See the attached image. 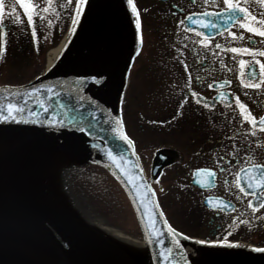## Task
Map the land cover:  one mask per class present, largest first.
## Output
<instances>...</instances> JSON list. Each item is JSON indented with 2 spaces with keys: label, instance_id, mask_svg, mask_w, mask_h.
I'll use <instances>...</instances> for the list:
<instances>
[{
  "label": "water",
  "instance_id": "95a60500",
  "mask_svg": "<svg viewBox=\"0 0 264 264\" xmlns=\"http://www.w3.org/2000/svg\"><path fill=\"white\" fill-rule=\"evenodd\" d=\"M81 12L64 51L48 71L22 85L0 86L8 89L0 92V104L24 107L17 119L27 121H0V264H264V252L253 251L256 247H225L208 239L198 244L175 229V235L169 234L171 226L150 180L173 162L174 152L156 153L149 179L134 145L120 138L125 129L119 97L141 49L135 17L127 0H87ZM34 88L41 91L24 95ZM195 98L209 106L214 103L200 95ZM87 165L106 171L124 193L144 253L104 235L73 206L63 174L72 166ZM250 170L241 172L239 184L251 193L254 188L248 189L246 180ZM213 178L197 170L193 183L208 179L212 187ZM221 201L232 207L219 198L205 203L213 209L227 208ZM251 201L260 202L255 196Z\"/></svg>",
  "mask_w": 264,
  "mask_h": 264
},
{
  "label": "rangeland",
  "instance_id": "374dc122",
  "mask_svg": "<svg viewBox=\"0 0 264 264\" xmlns=\"http://www.w3.org/2000/svg\"><path fill=\"white\" fill-rule=\"evenodd\" d=\"M30 2L35 4L36 0H23L24 4ZM62 4L65 6L61 7ZM41 6H46V0ZM51 8L55 11L43 13V20L34 16L33 25L30 26L21 0L3 3V11H8L12 16L16 33L8 53L0 61V84L25 83L41 73L45 68L46 52L57 46L60 37L71 31L75 0L72 4H68L67 0H53ZM16 17H19V21ZM33 26L38 30L35 41L31 36ZM179 39L172 35L167 37L163 28L157 33L149 32L144 37V50L130 71L122 106L123 116L128 134L135 140L146 169L150 167L153 153L159 149L176 150L181 155L184 163L177 166L178 169L186 165L192 168L210 162L213 145L217 146L218 154L227 155L235 145L257 147L260 138V133L256 131L255 135L251 134L253 131L249 132L247 138H242L243 134L232 136L239 128L247 130V124L242 125L236 115L233 124L222 121L215 123L199 117L191 104L177 107L178 92L186 85L178 76V67L172 65L173 56L181 53ZM236 80L239 83V79ZM261 112V109H253L252 116L256 117ZM217 114L220 115L219 112ZM195 118L200 119V124L195 123ZM210 139L214 140L213 143L209 142ZM92 170L95 171L92 176L98 175V181L84 177L92 172L90 169L74 175L76 177L70 184L65 177L69 199L75 207L82 208L85 216L97 219L120 234H131L136 230L134 219L116 186L101 171ZM162 180L164 184L158 183L161 186L158 191L160 202L169 222L180 232L200 240L209 238L212 241H239L264 246V239L256 237L260 227L252 225L259 220L260 213L255 217L246 216L245 219L251 223L247 226L241 224L242 231L226 228L222 237L221 232L211 236L214 229L209 227L208 212L184 195L185 191L181 188L184 178L176 177L167 170ZM228 231L231 235H228Z\"/></svg>",
  "mask_w": 264,
  "mask_h": 264
},
{
  "label": "flooded vegetation",
  "instance_id": "af4514ba",
  "mask_svg": "<svg viewBox=\"0 0 264 264\" xmlns=\"http://www.w3.org/2000/svg\"><path fill=\"white\" fill-rule=\"evenodd\" d=\"M135 5L140 13L143 38L149 32L157 33L161 28L165 30L167 37L169 35L174 36L175 39L180 37L181 53L173 56L172 65L175 64L178 67V76L187 86L183 85V89L180 90L177 107L181 104H187V106L191 104L199 117L206 121L213 120L215 123L222 121L223 123L233 124L234 116L236 115L242 125L245 123L249 124V121H244V117L240 114V109L235 103L237 97L241 103L246 105L251 115L253 109L264 110V84H261L260 88H252L244 87L241 83L242 80L245 84L259 83L261 79H264L261 76L259 65L255 63L256 60L264 63V57L227 51V49L233 47L248 48L254 52L264 51V43H262L264 37L248 32L240 28L238 22L229 20V14L222 8V0H216L215 3L210 4H205L204 0H195V3L193 0H135ZM241 6L248 8L253 15L257 16L258 20L264 19V15H261L264 13V5L259 0H241ZM205 12L212 14L205 16L202 14ZM217 12H221V15H216ZM189 16L192 17V20L187 19ZM0 17L3 18L0 28L7 33L4 57L13 39L15 25L9 15H7V12L0 10ZM193 20L214 24L216 27L202 28L199 23H193ZM253 26L259 27L255 23ZM193 28L208 37V41H206L207 47L199 43L203 37L190 32V29L193 30ZM185 29H189V31H185ZM217 29L223 30L214 31ZM229 30L236 33L238 37H243V39H233L229 35ZM216 44H220L221 48L217 49L215 47ZM241 60L245 61L246 65L243 69H241L239 63ZM184 65L188 66L187 72L184 71ZM242 71L245 73L243 76L241 75ZM249 73L252 74L251 77H249ZM236 79H239V83H237ZM226 81L230 83L222 90L213 88L214 83ZM222 91L230 96L231 103L225 105L216 102L209 108L197 103L191 94V92H196L207 99H215L219 92ZM218 112L220 115L217 114ZM247 130L239 128L232 136H242L243 134L242 138H247L250 132V130L248 132ZM213 141V139L209 140L210 143H213ZM261 147L262 140L259 138L257 147L251 148L245 144L238 147L235 145L233 151L225 155L218 154L216 151L217 146L213 145L210 150V153H212L210 162L207 165L192 168L186 165L178 169L177 166L184 163L182 157L179 156V161L165 169L161 175L153 180V183L160 182L164 184L162 182L163 175H165L167 170H170V174L184 178L181 183V188L185 191L184 195L208 212L209 227L214 229V233L211 236L219 235L218 233L229 228V225H232L229 229L242 231L239 220H237V224H239V227H237V224H232L233 219L237 217L245 219L246 216L255 217L258 213L261 214L258 217H264V208L253 213L252 209L248 207L251 197L241 193L236 183L238 174L242 169L254 164H264V160H261ZM202 154L205 155L206 153L203 152ZM221 157L223 159H220ZM198 168H207L214 171L215 185L213 188L205 190L192 184L193 172ZM209 196L220 197L231 202L233 209L230 212H217L205 208L203 201ZM240 213H244V215L240 216ZM252 225H254L253 227H260L256 237H260L261 240L264 239V220L259 219Z\"/></svg>",
  "mask_w": 264,
  "mask_h": 264
},
{
  "label": "snow or ice",
  "instance_id": "6c2138e0",
  "mask_svg": "<svg viewBox=\"0 0 264 264\" xmlns=\"http://www.w3.org/2000/svg\"><path fill=\"white\" fill-rule=\"evenodd\" d=\"M53 0H46V6H41L42 4H44V0H36V3H28V4H24L23 0H21V6L24 8L25 13L27 14V20H28V24L30 26L33 25L34 22V16L38 19V20H43L44 16L43 13H47L50 10L51 11H55V9L51 8ZM193 2L195 3V0H193ZM216 0H204L205 4H210V3H215ZM259 2L264 5V0H259ZM68 4H72L73 0H67ZM87 3V0H75V18H72V24L76 25L79 23V20L77 19L78 17L81 16L82 12V7ZM127 3L129 4V6L131 7V12L133 13L135 20H134V24H135V30H136V36L137 39L141 42V45L143 44V33H142V24H141V20H140V13L139 10L137 9V7L134 4V0H127ZM61 7H64L65 5H60ZM222 8L224 9V11H226L229 15H228V19L229 20H233L234 22H238L239 23V27L242 29H245L248 32L254 33L255 35L264 37V19H257L256 15H253L248 8L241 6V0H222ZM0 10H3V0H0ZM13 12H15V9L12 10ZM147 11V10H145ZM203 15L207 16V15H211L212 13H202ZM195 15V14H194ZM216 15H221V12H217ZM261 15H264V13H262ZM11 18V17H9ZM187 19L192 20V17L189 16L187 17ZM16 20L19 21V17H16ZM193 23H199L200 27L202 28H208V27H216L214 24H210V23H205L204 21H196L193 20ZM0 23H3V18L0 17ZM181 23H183V21H181ZM258 24L259 27L253 26V24ZM49 24H51V21H49ZM185 31H189V29H185ZM37 28L35 26H33L32 28V32H31V36L33 38V40L35 41L37 39ZM197 36L199 37H203L202 40L199 41V43H201L202 45H204L205 47H207V43L206 41H208V37L204 36L203 33L201 32H197L196 33ZM229 35L233 37V39H243V37H238L236 33H233L229 30ZM262 43H264V41H262ZM6 44H7V33H5L3 31L2 28H0V58L3 57V55L6 52ZM215 47L217 49L221 48L220 44H216ZM227 51H230L232 53H245V54H249L252 56H261L264 57V51H259V52H254L251 51L248 48H230L227 49ZM181 63H183V61H181ZM240 67L241 69H243L246 65H245V61L241 60L240 62ZM256 64L259 65L260 67V73L261 76L264 77V63H261L259 60L255 61ZM188 70V66L184 65V71L187 72ZM241 75H245V73L242 71ZM249 77H251V73L248 74ZM225 83H230L228 81H226ZM241 83L243 84L244 87H252V88H260L261 84H264V79H261L259 83H248L245 84L244 81L242 80ZM187 86V85H186ZM224 85H221V87H223ZM209 87H211V85H209ZM8 89L7 87L0 89V92H7ZM41 90L39 88H34L32 92L30 93H24V95H35L37 93H39ZM48 92H51L52 89L49 88L47 89ZM13 95H18V93H13ZM198 94L193 93V96L196 97ZM223 96V94H221ZM197 103H200V100L197 98ZM25 103H27L25 101ZM235 103L236 105L239 107L240 109V114L244 117V121H250L252 124L253 128H257L259 127L260 130L262 132H264V117H260L259 120H257L255 117H253L251 115L250 112H248L247 114L246 111V106L241 103V101L239 100V98L237 97L235 99ZM40 107L44 109L45 112L48 111L47 107L45 106L44 102L41 101L40 102ZM180 107H183V104L180 105ZM205 108H208L209 105L207 103L204 104ZM25 111L24 107L19 106V104L17 103H12L9 102L6 105L4 104H0V121L2 122H7L9 120L15 121L17 123L20 122H24L27 123V121H21L19 119H17V114L23 113ZM30 115H37V113L34 112H30ZM117 124L122 127V122L117 121ZM118 130V129H117ZM81 131H83V129H81ZM252 135H255V132L253 131L251 133ZM120 138L125 141L128 145H133V141L131 139H129V137L123 132L120 131ZM109 157L113 160L114 163H116V158L112 157L111 153L108 154ZM122 159V158H121ZM220 159H223V157H221ZM117 167H122L121 164L117 163ZM198 171H204L206 172V174L209 177H212L215 175L214 172L210 171V170H198ZM242 171H246L244 169H242ZM259 173V175H256V173ZM239 177H237V187L239 188L240 192L243 193L244 195H252L255 196L257 198V200H259L260 202L257 205H254L252 201L248 202V207L252 209L253 213L259 211L261 208H264V165H260V164H256L252 166V170L249 171V176H248V181H247V187L248 189H253L254 191L247 192L245 190V188L240 187L239 184ZM130 182H133L131 180V178H129ZM211 203V200L209 201ZM220 206L224 207L225 205L223 204V202H220ZM244 213H240V216H243ZM259 219L264 220V217H260ZM237 220H239V224L242 225H250L251 221L247 220V219H240V217H237L236 219H233L232 224H237ZM151 223V221H150ZM239 224H237V227H239ZM232 225H229V228H231ZM168 232L170 235H175V230L172 229L171 227H169ZM228 235H231V232L228 231ZM184 239H188L187 236L184 237ZM161 243H163L161 241ZM177 245H179V241H176ZM196 243L198 244H203L205 243V241L203 240H197ZM221 246H225V247H238V244H234L228 241H224ZM253 251L256 252H264V248H253ZM169 254L171 253L172 249L169 248L166 250ZM161 256L163 257V259L165 261H167L169 259L168 255H165L164 253H161Z\"/></svg>",
  "mask_w": 264,
  "mask_h": 264
},
{
  "label": "bare ground",
  "instance_id": "6f19581e",
  "mask_svg": "<svg viewBox=\"0 0 264 264\" xmlns=\"http://www.w3.org/2000/svg\"><path fill=\"white\" fill-rule=\"evenodd\" d=\"M67 41H68V37H67V34H65L61 38V40L59 41V43L57 44L56 47H53L46 52L45 68H49L54 63V61L57 59L58 55L62 54V49L66 45ZM119 98L121 99L122 97H119ZM62 184H63V187H65L63 179H62ZM77 205H78V203H77ZM81 209H80V211L84 212ZM87 218L90 221L89 224L94 226L98 230H100L104 235L110 237L113 240L119 241L120 243L123 244V246L130 247V248L136 250V252H138L140 254L145 252L144 243L142 241H137L135 239H132V237L127 236L128 234H125V235H124V233L120 234V233L116 232L115 230L106 227L104 224H101L97 219L90 218V216H88Z\"/></svg>",
  "mask_w": 264,
  "mask_h": 264
},
{
  "label": "trees",
  "instance_id": "16d2710c",
  "mask_svg": "<svg viewBox=\"0 0 264 264\" xmlns=\"http://www.w3.org/2000/svg\"><path fill=\"white\" fill-rule=\"evenodd\" d=\"M82 170H84V169H82V168L75 169V170L71 173V180L74 181V177H76V176H74V175H76V174H78V173L83 174L84 171H82ZM93 173H94L93 171H92V172H89V173H87L86 175H84V177H86L87 179H91V180H96V181H98V180H99V179H98V175H97V176H92ZM80 174H79V175H80ZM79 175H78V176H79ZM94 175H95V174H94ZM97 179H98V180H97ZM115 186H116V185H115ZM116 189H117L118 192L120 193L121 198L123 199L124 203L126 204V207L128 208V210H129V212H130V209H129L128 205H127V202H126L124 196L122 195L121 191H120L117 187H116ZM131 234H133L134 236H139L138 231H137V232L132 231Z\"/></svg>",
  "mask_w": 264,
  "mask_h": 264
}]
</instances>
